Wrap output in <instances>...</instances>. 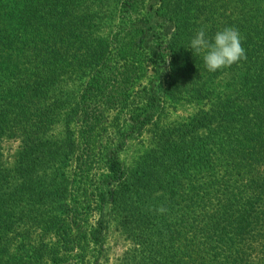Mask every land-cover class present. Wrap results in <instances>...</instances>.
Returning a JSON list of instances; mask_svg holds the SVG:
<instances>
[{
    "label": "trees",
    "instance_id": "trees-1",
    "mask_svg": "<svg viewBox=\"0 0 264 264\" xmlns=\"http://www.w3.org/2000/svg\"><path fill=\"white\" fill-rule=\"evenodd\" d=\"M174 1L185 0H127L119 7L121 19L130 23L124 33L148 46L144 54L160 82L157 94L152 88L140 106H128L129 133L117 134L128 137L151 124L161 99L196 108L187 127L159 142L178 141V154L199 167L184 209L166 207L146 218L152 225L142 226L148 238L142 264L147 257L152 264H264V0H220L219 22L210 10L195 16L197 10ZM100 7L96 0H0V203L12 206L22 183L19 191L26 190L31 203L40 198V219L47 224L67 198L66 180L55 185L52 202L50 192L28 180L38 177L39 167L58 178L57 166L83 164L92 155L102 118L95 112L99 105L91 107L92 94L106 90L104 70H117L115 80L122 77L119 61L129 50V43L118 42L111 53L112 45L99 37L105 28ZM143 16L149 26H143ZM225 27L239 30L247 58L210 73L202 56L187 48L199 29L211 39ZM84 78L79 99L62 91ZM62 121L65 132L54 134ZM16 139L20 152L10 174L3 170L2 143ZM121 149L122 144L109 148L103 157L101 205L121 200ZM12 180L19 182L13 186ZM105 223L103 216L97 222L98 245Z\"/></svg>",
    "mask_w": 264,
    "mask_h": 264
},
{
    "label": "rangeland",
    "instance_id": "rangeland-1",
    "mask_svg": "<svg viewBox=\"0 0 264 264\" xmlns=\"http://www.w3.org/2000/svg\"><path fill=\"white\" fill-rule=\"evenodd\" d=\"M96 1L101 3L98 18L105 25L99 37L112 45L111 53L118 42L129 43V50L125 49L126 55L119 61L123 65L120 80H115L117 70H104L109 80L106 90L97 95L92 94L93 90L91 92L94 100L91 107L99 105L95 112L102 115L99 127L95 125L97 148L83 164L77 165L74 160L57 166L58 178L51 173L52 169L39 167L38 177L28 180L30 185L50 192L47 199L51 202L56 194L53 192L55 185L61 178L66 180L63 185L67 198L56 204L51 213L55 219L50 223L40 219L45 213L40 198L31 203L26 190L19 191L22 183L12 197V206L0 203V264H142L141 251L148 244L142 226L152 225L146 218L160 215L162 212L157 210L160 207L177 210L179 205L184 209L191 194V183L198 174L199 165L191 161V157L178 154V141L168 146L160 143L167 133L180 132L181 126L187 127L196 108L186 101L161 99L158 116L151 124L128 137L117 134L128 131L129 125L125 121L128 106H140L152 88L157 94L160 79L154 64L144 54L148 46L139 41V36L129 39V34L124 33L130 23L121 19L119 7L127 0ZM174 3L182 2L171 4ZM181 5L188 6L192 12L197 10L195 16H198V10L200 14L210 10L214 12L215 22L222 16V10L217 8L220 0H185ZM148 22L150 19L143 16V26H149ZM131 43L134 45L130 46ZM85 82V78L77 80L61 89L65 94L72 92L73 97L79 99ZM63 126V121L62 125H55L53 133H64ZM120 144L119 161L126 177L119 188L121 200L116 205L110 202L101 205L98 194L102 178L107 174L103 157L106 158L109 148ZM2 152L3 170L16 169L19 140L4 141ZM78 155L81 153L75 156ZM17 173L18 170L13 176ZM18 182L12 180L13 186ZM102 216L106 223L98 245L94 243L93 235ZM143 262L153 263L148 257Z\"/></svg>",
    "mask_w": 264,
    "mask_h": 264
},
{
    "label": "clouds",
    "instance_id": "clouds-1",
    "mask_svg": "<svg viewBox=\"0 0 264 264\" xmlns=\"http://www.w3.org/2000/svg\"><path fill=\"white\" fill-rule=\"evenodd\" d=\"M187 49L202 56L205 68L210 73L238 65L247 58L246 50L242 46V36L234 27L217 31L211 39L207 37L204 28H201L190 40ZM157 210L165 211L163 207Z\"/></svg>",
    "mask_w": 264,
    "mask_h": 264
}]
</instances>
